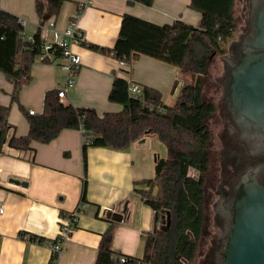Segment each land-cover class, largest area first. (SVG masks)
Here are the masks:
<instances>
[{
    "label": "crops",
    "instance_id": "obj_1",
    "mask_svg": "<svg viewBox=\"0 0 264 264\" xmlns=\"http://www.w3.org/2000/svg\"><path fill=\"white\" fill-rule=\"evenodd\" d=\"M191 1L154 0L145 5L128 0H64L59 13H54L48 0H0V8L26 19L27 35L42 31L51 21L59 31L75 21L86 42L112 47L125 13L161 25L177 19L199 25L201 12ZM72 50L81 56V64L74 88L62 100L65 103L92 107L99 115L120 111L122 105L109 99L115 75L160 90L167 105L181 93L180 71L172 64L134 53L123 69L116 57L84 44H74ZM63 61L37 56L30 79L20 88L19 102L12 98L14 78L0 70V104L10 106L9 122L13 125L9 138L27 135L25 111L42 112L45 92L64 84L68 74L61 66ZM83 143L81 129L66 128L48 143L32 141L29 149H18L8 141L4 144L0 152V205L4 207L0 214V264H52L51 249L30 235L56 238L65 217L78 209L76 227L56 264H95L102 234L111 224L115 256L141 258L147 233L167 224V215L157 214L138 191L149 189L142 182L155 177L156 158L167 157V147L156 135L147 134L124 149L90 146L86 175ZM85 178L86 200L82 201ZM160 189L156 182L154 191ZM203 259L201 255L195 264H203Z\"/></svg>",
    "mask_w": 264,
    "mask_h": 264
},
{
    "label": "trees",
    "instance_id": "obj_2",
    "mask_svg": "<svg viewBox=\"0 0 264 264\" xmlns=\"http://www.w3.org/2000/svg\"><path fill=\"white\" fill-rule=\"evenodd\" d=\"M54 13H59L64 0H48ZM152 5L154 0H128ZM191 6L201 12L199 25L177 19L172 23L157 24L125 13L114 46H100L84 41L82 44L112 55L127 64L133 54L151 56L190 75L181 93L172 105L163 101L162 92L142 86V93L133 95L126 78L115 75L109 92L110 101L122 105L117 112L99 115L92 107L65 103L58 88L45 92L43 111L31 114L25 111L29 132L25 136L11 135L10 106L0 104V152L8 143L18 149L31 148L32 141L48 143L63 129H81L89 140L83 143L84 171L87 174V151L90 146H109L124 149L147 134L156 135L167 147V157H157L155 177L142 183L149 189H139L142 200L157 214H170V223L146 235L141 258L127 256L122 263L112 248L114 225L102 234L95 264H195L202 255L203 238L210 198L206 188V174L210 169L212 134L207 119L216 111V103L203 94V79L209 74L211 59L227 52L226 43L238 29L234 13L235 0H192ZM24 27L15 14L0 8V70L15 80L12 93L19 102V91L30 79L31 65L42 52L41 30L32 39L23 36ZM60 55L58 49L54 50ZM198 172L196 176L191 171ZM159 182V193L154 191ZM87 181L83 184L82 201L86 200ZM25 236V232L20 233ZM36 241L45 238L30 235ZM57 238H54L56 240ZM213 261L210 250L203 263ZM58 256L52 255V264Z\"/></svg>",
    "mask_w": 264,
    "mask_h": 264
},
{
    "label": "flooded vegetation",
    "instance_id": "obj_3",
    "mask_svg": "<svg viewBox=\"0 0 264 264\" xmlns=\"http://www.w3.org/2000/svg\"><path fill=\"white\" fill-rule=\"evenodd\" d=\"M246 2L248 8L245 31L241 34L240 40L230 48L229 55L226 52L218 53L225 73L217 80L223 87L224 97L220 102H216V111L206 121L207 128L212 134L210 142L212 150L214 132L209 127V121L212 117H219L220 126L217 135L221 148L217 153L218 166L214 172L210 168L206 174V188L211 200L210 206L215 213L214 226L220 233L213 234L210 238L212 244L210 253L214 260L210 259L203 264H217L220 259L219 251L222 250L232 228L235 200L246 184L256 180L264 185V119L249 118L245 114L240 116V110L232 104L229 96L231 70L244 57L247 44L257 30L255 26L257 14L264 11V0H246ZM219 106L222 107L219 109ZM218 167L221 168L220 171ZM207 221L208 218L206 225Z\"/></svg>",
    "mask_w": 264,
    "mask_h": 264
},
{
    "label": "water",
    "instance_id": "obj_4",
    "mask_svg": "<svg viewBox=\"0 0 264 264\" xmlns=\"http://www.w3.org/2000/svg\"><path fill=\"white\" fill-rule=\"evenodd\" d=\"M242 60L231 70L229 96L240 116L264 119V11ZM196 176L199 175L195 172ZM233 223L217 264H264V185L246 184L235 200ZM170 214L167 213V224Z\"/></svg>",
    "mask_w": 264,
    "mask_h": 264
},
{
    "label": "built area",
    "instance_id": "obj_5",
    "mask_svg": "<svg viewBox=\"0 0 264 264\" xmlns=\"http://www.w3.org/2000/svg\"><path fill=\"white\" fill-rule=\"evenodd\" d=\"M91 2V0H88ZM19 21L23 27H25L27 20L19 17ZM23 36L32 39L31 35H27L24 33ZM41 38L43 41L42 44V52L39 54V57L42 60H52L57 61L59 59H63V63L61 64L62 68L67 72L68 76L63 85L58 87V94L61 100H63L68 92L72 90L75 86V75L78 72L81 64V56L72 50V45L74 44H82L84 40V36L80 30L75 25V21H72L69 28L64 31H59L56 28V24L54 21L49 22L47 26L43 28L41 31ZM58 49L60 51V55H57L54 50ZM119 65L123 69H125L128 64L124 60H119ZM142 86L139 83L130 81L129 83V91L133 95H139L142 93ZM29 112L31 114L35 113V110L30 109ZM89 135L84 134V141L89 140ZM196 175V174H195ZM79 210V209H78ZM75 210L69 215L65 217V220L60 227L59 234L56 237L57 239H49L45 238L43 241H38L40 243L48 246L52 255L59 256L60 253L64 249V243L70 237L71 233L76 227L79 211ZM4 212L3 205H0V214ZM26 236V235H25ZM120 261L122 263L127 261V256H121ZM140 264H148L146 261H141Z\"/></svg>",
    "mask_w": 264,
    "mask_h": 264
},
{
    "label": "rangeland",
    "instance_id": "obj_6",
    "mask_svg": "<svg viewBox=\"0 0 264 264\" xmlns=\"http://www.w3.org/2000/svg\"><path fill=\"white\" fill-rule=\"evenodd\" d=\"M247 8H248V4L246 0H235L234 13L237 18L238 29L235 35L225 44L226 49H227V52H226L227 55H229L230 48L234 46L240 40L241 34L246 29ZM224 73L225 71H224L223 62L221 60V57L219 56V54L214 55L213 59L211 60L210 66H209V74L206 78L203 79V84H202L203 94L206 99L214 100L215 103L217 101L220 102V100H223V97H224L223 87L222 85H219V82L217 79H220L221 77H223ZM179 76L183 84L192 81V78L190 75H183L179 73ZM174 101L172 102V104L174 103ZM221 107L222 106H219V109ZM218 118L219 117H212V119L209 121V127L214 132L213 133L214 134V147L211 150L212 153H211V163H210V168L211 170L213 169V172H214V169H216L218 166V164L216 163V159H217V153L219 151V148H221L220 141L217 135L218 129L220 126L218 122ZM218 169L219 171L221 170L220 167H218ZM191 173L195 174L193 170L191 171ZM212 177L213 176H211V178ZM214 217H215L214 210L212 209V206H210L207 211V218H208L207 228L209 231H208V234H206L205 237L203 238L204 240L202 242V248H201L202 256L204 258L206 254L209 252V250L212 248V244L210 240L211 236L213 234L220 233V231L214 226Z\"/></svg>",
    "mask_w": 264,
    "mask_h": 264
}]
</instances>
